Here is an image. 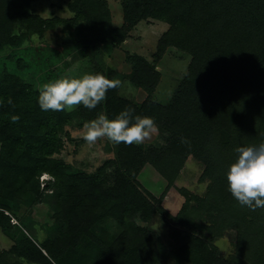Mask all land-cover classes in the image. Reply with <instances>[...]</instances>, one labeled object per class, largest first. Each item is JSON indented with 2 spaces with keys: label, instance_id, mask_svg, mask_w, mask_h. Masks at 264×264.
<instances>
[{
  "label": "trees",
  "instance_id": "obj_1",
  "mask_svg": "<svg viewBox=\"0 0 264 264\" xmlns=\"http://www.w3.org/2000/svg\"><path fill=\"white\" fill-rule=\"evenodd\" d=\"M73 3V19L58 21L23 16L20 0H0V50L14 43L17 23L26 34L41 38L58 22L75 29L74 42L93 73L116 81L114 70L100 66L98 47L119 45L135 25L153 19L168 26L157 41L156 58L173 48L188 55L189 64L173 97L159 104L153 100L160 82L155 65L128 56L126 80L144 94L140 103L120 96L117 86L96 108L81 105L71 112L40 109L41 87L24 81L22 60L2 67L0 229L18 234L0 263L7 264L9 254L32 264H264V208L242 206L226 180L236 148L264 142V0H123L121 28L111 26L104 0ZM66 33L71 37L72 32ZM126 108L134 110L133 116L152 117L165 142L146 147L113 143L110 184L99 175L71 173L55 157L73 119L86 123L102 113L114 119ZM189 157L203 165L199 183L208 181L207 191L201 198L182 193L187 201L177 216L165 213L186 231L181 249L168 248L134 221L137 214L149 221L162 209L163 197L155 199L137 176L148 166L165 182L166 194ZM43 175L51 180L41 190ZM47 191L56 198L55 219L64 231L38 243L11 225L5 212L18 202L32 206L45 201ZM112 223L118 231L108 235ZM229 230L235 240L232 252L223 255L216 243Z\"/></svg>",
  "mask_w": 264,
  "mask_h": 264
},
{
  "label": "rangeland",
  "instance_id": "obj_2",
  "mask_svg": "<svg viewBox=\"0 0 264 264\" xmlns=\"http://www.w3.org/2000/svg\"><path fill=\"white\" fill-rule=\"evenodd\" d=\"M21 14L37 15L43 19H56L58 21L71 20L75 13L71 10L76 0H20ZM110 15V24L113 28L123 26V0H104ZM168 26L153 19L141 21L135 25L119 45L105 44L98 47L100 66L115 71V80L118 81L119 94L122 97L140 103L144 94L133 87L126 77L130 73V67L126 63V57L139 55L155 65V70L160 75L159 85L153 95V100L159 104H167L175 94L180 81L186 74L190 57L176 49L168 48L161 59L156 58L157 41ZM66 32H72L71 37ZM15 39L12 45H6L0 50V70L4 66H15V61L22 60L25 69L20 75L27 83L40 89L45 83L58 78H79L85 73H93L90 64L81 56V49L75 44L77 34L75 29L64 27L56 22L43 37L26 34L23 24L17 23L12 31ZM11 58V60L9 59ZM77 105L65 108L67 112L76 110ZM100 115H104L103 113ZM79 118L72 121L71 126L65 128L63 133V147L55 157L67 163L71 173H84L87 175H99L105 177L110 184L114 167L109 163L115 160L114 145L106 137L98 138L94 143L86 142L83 137L85 129ZM158 129V128H157ZM165 142V136L159 131H154L148 139L138 145L158 146ZM110 165V166H109ZM204 167L192 157H189L183 170L173 187L165 194V182L148 166H145L137 176L140 184L149 191L155 199L162 197L161 210H158L149 221L140 215L134 217V221L141 227L152 231L166 247L180 248L185 244L186 231L170 218L177 216L181 207L186 203L182 193L188 196L201 198L207 191L208 181L199 183V177ZM51 178L47 175L40 177L41 190ZM45 201L36 205L27 206L18 202L13 211L5 212L11 225L31 236L36 242L41 243L50 240L64 231V224L55 219L54 194L47 191ZM194 205V200L190 201ZM167 213V214H165ZM201 223V222H199ZM118 231L116 225L108 228L107 234L114 235ZM18 232L11 230L3 232L0 229V257L3 251H9L15 244ZM235 240V233L229 230L226 236L217 241V246L223 255L232 252L231 243ZM7 264H32L24 260L7 255L4 260ZM0 264H4L3 262ZM157 264H175L168 261ZM179 264H189L180 262Z\"/></svg>",
  "mask_w": 264,
  "mask_h": 264
},
{
  "label": "clouds",
  "instance_id": "obj_3",
  "mask_svg": "<svg viewBox=\"0 0 264 264\" xmlns=\"http://www.w3.org/2000/svg\"><path fill=\"white\" fill-rule=\"evenodd\" d=\"M118 83L99 72L85 73L79 78L62 77L42 85L37 102L42 111H63L77 105L91 110L105 100L107 91ZM133 111L126 108L114 119L99 115L86 122L83 139L94 143L106 137L117 145L143 143L158 129L152 117L133 116ZM236 153L226 174L228 191L242 206L264 208V142L238 147Z\"/></svg>",
  "mask_w": 264,
  "mask_h": 264
}]
</instances>
